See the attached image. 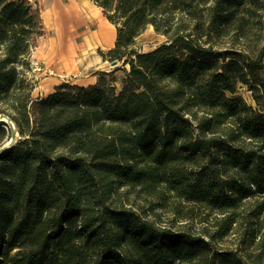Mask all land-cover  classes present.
<instances>
[{
	"label": "trees",
	"instance_id": "1",
	"mask_svg": "<svg viewBox=\"0 0 264 264\" xmlns=\"http://www.w3.org/2000/svg\"><path fill=\"white\" fill-rule=\"evenodd\" d=\"M92 1L116 31L102 58L129 65L119 86L98 71L33 98L43 6L0 0V147L18 137L0 151V264H264V6ZM149 25L166 39L134 49ZM235 227L242 246H218Z\"/></svg>",
	"mask_w": 264,
	"mask_h": 264
},
{
	"label": "rangeland",
	"instance_id": "2",
	"mask_svg": "<svg viewBox=\"0 0 264 264\" xmlns=\"http://www.w3.org/2000/svg\"><path fill=\"white\" fill-rule=\"evenodd\" d=\"M58 1L59 0H40V3L42 4L43 9H46L45 7H47V5H49V3H51L53 5L54 3L58 2ZM61 1H63V3L65 2V4H67V2H68V0H61ZM94 4L92 3L91 5L96 12L95 16L97 18H99V21H100V23H97L96 28L100 33L101 39L105 42L106 39L110 40L111 36H113L114 31H113V28H112V25L110 24V22L107 20L106 17H104L102 9L101 8L98 9ZM259 5L264 6V0H259ZM261 12H262V15L257 16L256 18H262V19L264 18V9ZM45 25H46V28L48 30V32H47L48 35L45 38H43L39 47H37V49L33 53V63L35 65L34 77H36V79L38 80L37 85L35 86V88L33 90V98H35L37 96H41V95H43V93L49 92V91H46L44 89H47V88L51 87V85H53V82H54L53 78H55V77H59L63 81H65V79L73 78V79L77 80V82H80L83 85L84 84L86 85V84H88L87 82L90 78L89 75L92 74V73L89 74L90 71L93 72L92 70H89L85 74L84 73L80 74L79 72L73 74L71 71L72 65L67 67V70L58 71L57 68L55 67L56 62H54L50 59L51 52H47V48L44 49L45 44L47 43V40L51 37H52V39L56 38L57 34L53 31L52 25H49V23H47ZM87 28L88 27H86V28L80 27L78 29V31L77 30L74 31L75 32V33H73L74 36H72V37L69 36L68 38L65 39L66 42L63 43L64 44L63 46H65V47H63L64 48L63 49L64 55L62 54V56H65V55H66V57L70 56L71 59L73 58L76 61H77V58H79L81 55H82L81 58L82 57L85 59L88 58L87 60H89V58H91V60H92L94 56L99 57V59L102 58L101 53L102 52L105 53L107 49L105 47L101 48L100 46L95 47V46H93L92 43L90 45L89 44L87 45L85 43V40L83 37V31L86 30ZM258 29H259L258 27L254 28L253 32H255V33L253 35L251 34V40L254 39V40H252L253 41L252 45L261 46L264 43V39H262V38H264V31H262L259 35ZM259 38H261V39L259 40ZM165 39H166L165 34L163 35L162 33L157 32L156 30H154L152 25H149L137 37L134 49L136 48L137 50L143 51V52L150 51L151 49L155 48L159 44L163 43ZM60 40H62V39H60ZM71 59H69V61L68 60L67 61L70 62ZM106 60L107 61L105 62L104 68L107 71L110 69H114L113 75H115L116 78L118 79V81H117L118 83L116 84V86L118 87L120 80L122 79L123 75H125L124 74L125 68L128 69L129 65L128 64L124 65L123 62L121 61V62H118L116 65L112 66L110 64V60L109 59H106ZM71 63H74V62H70V64ZM110 77H111V75L107 76V78H110ZM54 86L50 89L53 90ZM236 94H238V95L241 94L247 101L252 102L251 97H250V92L247 90V87L241 85V83H239V85H238ZM15 141H16V139H15ZM200 226L198 224L196 227L200 228ZM214 228H215V226H214ZM259 231L260 232H259L258 236L264 238V223L261 227H259ZM195 232L196 233L198 232L199 235L201 234L200 233L201 231L199 229H197V231H195ZM241 237H242L241 229H239L238 227H235L234 229L231 230V233L225 238V240L217 241V244H218V246H221V247L239 248L238 246H242L240 243ZM205 238L208 239L210 237L205 235ZM248 250L256 252L254 247H249Z\"/></svg>",
	"mask_w": 264,
	"mask_h": 264
},
{
	"label": "bare ground",
	"instance_id": "3",
	"mask_svg": "<svg viewBox=\"0 0 264 264\" xmlns=\"http://www.w3.org/2000/svg\"><path fill=\"white\" fill-rule=\"evenodd\" d=\"M92 3L94 4L91 0H68L65 4L59 0L53 5L49 3L45 7L46 9L42 13L43 18H45L46 23L52 25L53 31L57 34L56 38H49L44 47V49L47 48V52H51L50 56H55L58 51L62 50L63 42H66L65 39L74 36V31H78L80 27H88L83 31L84 40L88 44L90 30L99 22V18L95 16L96 12L91 5ZM97 8L100 7L97 6Z\"/></svg>",
	"mask_w": 264,
	"mask_h": 264
},
{
	"label": "crops",
	"instance_id": "4",
	"mask_svg": "<svg viewBox=\"0 0 264 264\" xmlns=\"http://www.w3.org/2000/svg\"><path fill=\"white\" fill-rule=\"evenodd\" d=\"M95 6L97 7V5L95 4ZM100 9V8H99ZM45 9H43L42 10V13H43V11H44ZM42 18H43V15H42ZM107 18V17H106ZM108 20V19H107ZM109 21V20H108ZM45 22V21H44ZM110 22V21H109ZM98 23H100V21L98 22ZM45 24H47L46 22H45ZM110 24L112 25V28H113V36H111V38H110V40L109 39H106V41L104 42L102 39H101V36H100V33H99V35H98V30H97V28H96V26H97V24H96V26L95 27H93L91 30H90V37H89V40H88V44L90 45L91 43L93 44V46H95V47H101V48H103V47H105L106 49H109L110 47H113V44H114V41H115V36H116V31H115V26H114V24H112L111 22H110ZM43 40V39H42ZM113 41V42H112ZM41 43V42H40ZM64 43V42H63ZM86 43V42H85ZM87 44V43H86ZM87 44V45H88ZM64 45V44H63ZM39 47V46H38ZM62 47H64V46H62ZM37 48V47H36ZM64 48H62V50H63ZM62 50H60V51H58L56 54H55V56H50V59L52 60V61H54V62H56V64H55V67L57 68V70L58 71H63V70H67V67H69L70 65H72V69H71V71H72V73L74 74V73H80V74H85V73H87L89 70H92L93 72H91L90 71V73L89 74H91V75H89V80H88V84H86V85H89V84H93V83H95L96 81H97V79H98V75H97V72L98 71H105V72H107V70L104 68V65H105V62L107 61V60H104L103 58H100L99 59V57H93V59L91 60V58H89V60H87L88 58H81V56L79 57V58H77V61L76 60H74L73 58L71 59L70 58V56H67V57H65V56H62V54H63V51ZM62 51V52H61ZM34 53V52H33ZM61 56H60V55ZM51 55V54H50ZM64 55V54H63ZM60 57H62V58H60ZM66 58V59H65ZM81 58V59H80ZM54 59V60H53ZM69 59H71V61L70 62H74V63H71L70 64V62H68L69 61ZM80 59V60H79ZM68 60V61H67ZM94 62V63H93ZM114 69H110V70H108V71H113ZM83 78V77H82ZM54 79V82H53V85H51V87H49V88H47V89H44V90H46V91H49L50 92V88H52L54 85H57V84H60V83H63L62 81V79H60L59 77H55V78H53ZM81 79V78H80ZM65 81H67V82H70V83H76V84H82V83H80V82H77V80H75V79H73V78H71V79H65ZM83 85V84H82ZM85 85V84H84ZM50 89V90H49ZM49 92H46V93H43V95H46V94H48Z\"/></svg>",
	"mask_w": 264,
	"mask_h": 264
},
{
	"label": "water",
	"instance_id": "5",
	"mask_svg": "<svg viewBox=\"0 0 264 264\" xmlns=\"http://www.w3.org/2000/svg\"><path fill=\"white\" fill-rule=\"evenodd\" d=\"M117 63H118L117 60H111V61H110V64H111L112 66L116 65ZM0 120H6V118H5L4 116L0 115ZM16 135H17L16 132L13 133V134L11 135L12 137L7 141V143L0 147V151H5V150H7V148L15 142V139H16V137H17Z\"/></svg>",
	"mask_w": 264,
	"mask_h": 264
}]
</instances>
